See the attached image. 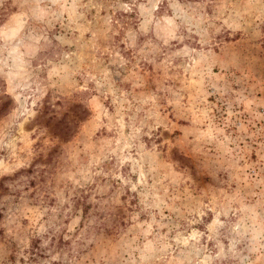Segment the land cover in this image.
Masks as SVG:
<instances>
[{
  "label": "rangeland",
  "instance_id": "obj_1",
  "mask_svg": "<svg viewBox=\"0 0 264 264\" xmlns=\"http://www.w3.org/2000/svg\"><path fill=\"white\" fill-rule=\"evenodd\" d=\"M0 264H264V0H0Z\"/></svg>",
  "mask_w": 264,
  "mask_h": 264
}]
</instances>
